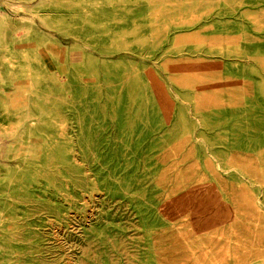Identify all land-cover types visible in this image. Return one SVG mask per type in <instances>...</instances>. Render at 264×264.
I'll use <instances>...</instances> for the list:
<instances>
[{"label":"rangeland","instance_id":"374dc122","mask_svg":"<svg viewBox=\"0 0 264 264\" xmlns=\"http://www.w3.org/2000/svg\"><path fill=\"white\" fill-rule=\"evenodd\" d=\"M0 264H264V0H0Z\"/></svg>","mask_w":264,"mask_h":264},{"label":"bare ground","instance_id":"6f19581e","mask_svg":"<svg viewBox=\"0 0 264 264\" xmlns=\"http://www.w3.org/2000/svg\"><path fill=\"white\" fill-rule=\"evenodd\" d=\"M10 22V21H9ZM11 24V23H10ZM11 26V25H10ZM10 28V27H9ZM14 28V27H13ZM5 31V30H4ZM5 35V34H4ZM7 36V35H6ZM13 37V36H12ZM12 37H10V38H12ZM7 38V37H6ZM7 40H8V38H7ZM10 41V40H9Z\"/></svg>","mask_w":264,"mask_h":264}]
</instances>
